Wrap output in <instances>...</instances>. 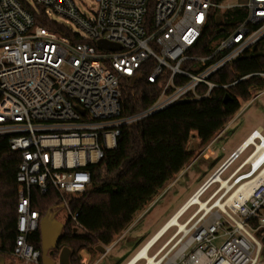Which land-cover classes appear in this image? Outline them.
Masks as SVG:
<instances>
[{
	"label": "built area",
	"instance_id": "obj_1",
	"mask_svg": "<svg viewBox=\"0 0 264 264\" xmlns=\"http://www.w3.org/2000/svg\"><path fill=\"white\" fill-rule=\"evenodd\" d=\"M95 1L97 9L87 17L74 0H31L30 5L40 6L46 15H59L78 27L84 41L72 42L34 25L20 0H0V137L6 136L9 149L20 155L11 255L29 264H40L39 251L28 242L39 220V213L30 206L32 187L41 194L55 189L69 212L64 195L88 188L86 167L116 146L121 127L176 102L204 98L215 87L244 80L248 75L230 84H220L213 77L264 37V0H154L149 22L148 0ZM210 13L221 31L235 15L237 23L214 42L210 52L191 54ZM100 39L117 48L100 47ZM149 60L151 73L146 78L149 83L157 81L159 91L147 107L123 115L121 81H133ZM257 75L264 77V73ZM262 94L264 88L249 100ZM237 118L238 111L206 144L192 143V156L159 195L173 193L177 180L189 183L199 176L197 160L218 156L215 141L238 125ZM212 185L213 190L201 200L203 206L191 201ZM183 207L179 219L194 208L179 221L181 228L172 226L174 231L149 254L157 264H262V126L244 136L178 208ZM71 217L74 220L75 214ZM122 235L103 245L99 259L121 253ZM140 261L146 264V258L134 264ZM80 262L87 264L82 254Z\"/></svg>",
	"mask_w": 264,
	"mask_h": 264
},
{
	"label": "trees",
	"instance_id": "obj_2",
	"mask_svg": "<svg viewBox=\"0 0 264 264\" xmlns=\"http://www.w3.org/2000/svg\"><path fill=\"white\" fill-rule=\"evenodd\" d=\"M22 5L31 13L34 25L53 30L58 36L72 42L84 41L76 32L52 20L36 5L25 0ZM153 1L148 0L149 22ZM219 1V0H217ZM237 23L235 15L223 30L216 25L210 13L196 43L189 52L205 55L214 42ZM151 60L140 69L132 80L120 84V106L123 115L147 107L155 99L159 84L149 83ZM264 37L246 49L240 56L224 66L213 79L220 84H230L237 78L248 75L227 87H215L204 98L176 102L150 116L121 127L116 146L107 149L99 162L89 164L90 184L80 194H65L69 212H66L58 245L48 251L55 259L62 247L69 249L68 264H81V250L93 252L98 244H108L124 232L136 215L142 212L160 191L170 182L193 154L189 139L196 137L198 146L206 144L239 110L240 103L248 101L253 94L264 88ZM227 93L230 99L223 101ZM20 161L18 152L11 151L7 137H0V256L12 250L16 235V188L15 172ZM59 193L49 188L41 194L32 187L31 209L39 217L53 206L61 205ZM71 214H75L73 220ZM28 242L40 253L38 228L28 236ZM264 251V238L262 240ZM98 254L100 252L98 251Z\"/></svg>",
	"mask_w": 264,
	"mask_h": 264
},
{
	"label": "rangeland",
	"instance_id": "obj_3",
	"mask_svg": "<svg viewBox=\"0 0 264 264\" xmlns=\"http://www.w3.org/2000/svg\"><path fill=\"white\" fill-rule=\"evenodd\" d=\"M25 1L31 4V0ZM232 1L233 0H226V2ZM74 2L79 11L84 13L87 17H91L97 9V3L95 0H74ZM49 17L52 20L65 25L73 32L79 33L78 27L71 21L54 14L49 15ZM237 121L238 125L233 130L227 129L223 131V133L216 139L214 148L217 150L218 156L215 159L199 158L197 160L196 168L199 171V176L189 183L177 180L174 184L175 190L173 193L158 194V196H156L142 212L136 215L132 222L133 224L128 226L125 232H122L123 235L120 241L122 254L120 256L118 254L119 257H104L99 259L100 254H98V251H102L103 245L98 244V246L95 247L96 252L92 253L93 261L90 260V252H88L89 254H82L84 259H87V264H124L126 260L148 239L153 231H155V229H157L182 204V202L195 190V188L207 178V176L219 165L227 154L239 144V142L252 128L261 125L264 133V94L254 100L241 102L238 110ZM192 143H196L195 136H192L189 139V148ZM221 147L224 150H221ZM237 162L232 165L221 177H224L230 169L237 164ZM214 187L215 185H212L209 190L200 197V200H203ZM57 207L58 206H53L49 212H54L55 218L63 223L67 210L61 205H59V208ZM193 208L194 207H192L184 217L180 218L179 221L183 220L191 212V210H193ZM174 229V227L170 228V230H168V232L148 252V254H151L160 245V243L174 231ZM116 256L117 254L115 257ZM57 258L58 257L54 259L56 264ZM260 260L262 261V264H264L263 253L260 256ZM4 262L5 264H29L14 258L11 255V251L6 253ZM138 264H141V261Z\"/></svg>",
	"mask_w": 264,
	"mask_h": 264
},
{
	"label": "water",
	"instance_id": "obj_4",
	"mask_svg": "<svg viewBox=\"0 0 264 264\" xmlns=\"http://www.w3.org/2000/svg\"><path fill=\"white\" fill-rule=\"evenodd\" d=\"M100 47L114 50L117 46L100 39L97 41ZM230 99V96L225 93L223 101L226 102ZM54 212H48L44 216L39 217L38 230L40 233L41 245H40V264H56L55 260L48 255V251L54 249L59 242L60 232L62 230L63 223L58 221ZM264 254V251H263ZM69 249L62 247L58 253L57 264H68ZM0 264H5L4 258L0 256Z\"/></svg>",
	"mask_w": 264,
	"mask_h": 264
},
{
	"label": "bare ground",
	"instance_id": "obj_5",
	"mask_svg": "<svg viewBox=\"0 0 264 264\" xmlns=\"http://www.w3.org/2000/svg\"><path fill=\"white\" fill-rule=\"evenodd\" d=\"M191 201L193 202H199L201 206H203L202 201L200 200L199 197H197L196 195H194L191 198ZM185 207L183 208H179L177 209L168 219L167 221H165L163 223V225H161L153 234V236L151 237V239L142 247H140L138 250L137 254L132 255L128 261H126L124 264H134L135 261L137 259H141V258H146V264H157V262L155 261V259H153L151 257V255L148 254V251L150 249V245L158 238L160 237L166 229L172 227V226H178L179 228H181V223L179 222V217L182 215L183 210ZM171 251H168V254H170Z\"/></svg>",
	"mask_w": 264,
	"mask_h": 264
},
{
	"label": "crops",
	"instance_id": "obj_6",
	"mask_svg": "<svg viewBox=\"0 0 264 264\" xmlns=\"http://www.w3.org/2000/svg\"><path fill=\"white\" fill-rule=\"evenodd\" d=\"M260 126H261V125H260ZM178 209H179V208H178ZM173 213H174V212H173ZM132 222H133V221H132ZM132 222H131V224H133ZM131 224H130V225H131ZM130 225H129V226H130ZM161 225H162V224H161ZM161 225H160V226H161ZM160 226H159V227H160ZM159 227H158V228H159ZM158 228H157V229H158ZM157 229H155V231H156ZM155 231H153V233H154ZM153 233H152V234H153ZM152 234H151V235H152ZM151 235H150V236H151ZM150 236H149V237H150ZM149 237H148V238H149ZM81 254H89V253H88L87 251H84V250H83V251L81 252ZM116 254H117V256H116L115 258L119 257V256L122 254V252H121V253H120V252H118V253L116 252ZM118 254H119V256H118Z\"/></svg>",
	"mask_w": 264,
	"mask_h": 264
}]
</instances>
